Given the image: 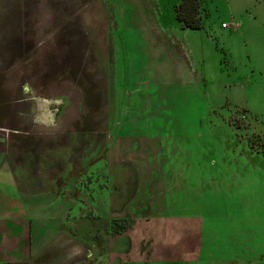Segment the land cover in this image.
Listing matches in <instances>:
<instances>
[{
	"label": "rangeland",
	"instance_id": "rangeland-1",
	"mask_svg": "<svg viewBox=\"0 0 264 264\" xmlns=\"http://www.w3.org/2000/svg\"><path fill=\"white\" fill-rule=\"evenodd\" d=\"M178 1L0 0V264H264V0Z\"/></svg>",
	"mask_w": 264,
	"mask_h": 264
},
{
	"label": "trees",
	"instance_id": "trees-1",
	"mask_svg": "<svg viewBox=\"0 0 264 264\" xmlns=\"http://www.w3.org/2000/svg\"><path fill=\"white\" fill-rule=\"evenodd\" d=\"M200 0H179L175 5V17L184 27L200 28Z\"/></svg>",
	"mask_w": 264,
	"mask_h": 264
},
{
	"label": "clouds",
	"instance_id": "clouds-1",
	"mask_svg": "<svg viewBox=\"0 0 264 264\" xmlns=\"http://www.w3.org/2000/svg\"><path fill=\"white\" fill-rule=\"evenodd\" d=\"M23 91H24L25 93H28V92H31L32 89L30 88V86H29L27 83H25V84L23 85Z\"/></svg>",
	"mask_w": 264,
	"mask_h": 264
},
{
	"label": "crops",
	"instance_id": "crops-1",
	"mask_svg": "<svg viewBox=\"0 0 264 264\" xmlns=\"http://www.w3.org/2000/svg\"><path fill=\"white\" fill-rule=\"evenodd\" d=\"M229 15H233V12L230 10L229 11ZM229 23H231V22H229ZM223 26V25H222ZM223 27H234V25H232V24H227V26H223Z\"/></svg>",
	"mask_w": 264,
	"mask_h": 264
},
{
	"label": "built area",
	"instance_id": "built-area-1",
	"mask_svg": "<svg viewBox=\"0 0 264 264\" xmlns=\"http://www.w3.org/2000/svg\"><path fill=\"white\" fill-rule=\"evenodd\" d=\"M222 25H223V26H227V24H226V23H222Z\"/></svg>",
	"mask_w": 264,
	"mask_h": 264
}]
</instances>
